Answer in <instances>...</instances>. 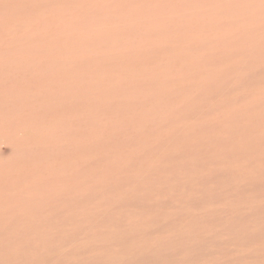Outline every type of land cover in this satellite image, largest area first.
I'll return each mask as SVG.
<instances>
[{
	"label": "rangeland",
	"instance_id": "rangeland-1",
	"mask_svg": "<svg viewBox=\"0 0 264 264\" xmlns=\"http://www.w3.org/2000/svg\"><path fill=\"white\" fill-rule=\"evenodd\" d=\"M0 264H264V0H0Z\"/></svg>",
	"mask_w": 264,
	"mask_h": 264
}]
</instances>
